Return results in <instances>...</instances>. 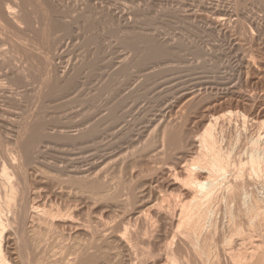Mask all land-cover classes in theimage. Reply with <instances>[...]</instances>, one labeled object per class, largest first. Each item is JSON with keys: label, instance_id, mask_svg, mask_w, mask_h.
I'll return each mask as SVG.
<instances>
[{"label": "bare ground", "instance_id": "6f19581e", "mask_svg": "<svg viewBox=\"0 0 264 264\" xmlns=\"http://www.w3.org/2000/svg\"><path fill=\"white\" fill-rule=\"evenodd\" d=\"M6 2L0 0V35L6 30L1 21L10 24L8 28L19 27L20 21L28 23L26 27L34 32L30 35L35 36L30 42H17L25 55L37 53L40 57L36 60L42 71H36L42 83L36 96L40 108L18 130L4 137L1 127L6 128L5 122L0 123V264H264V133L262 136L260 131H264V122L260 126L256 121V129V124H249L247 113L230 109L221 116L205 113L196 119V129L191 128L198 116L190 115L200 109L210 112L215 100L206 82L175 83L156 103V109L143 80L151 79L157 65V73L174 69L167 63L181 53L178 55L172 46L152 44L146 28L141 27L144 33H130L140 28L139 19L123 28L126 35L118 43L124 49L119 47L113 68L101 74L96 92L85 100L84 120L68 125L53 117L47 119L46 111L55 107L48 101L73 85L83 64L78 62L81 66L74 65L70 71L57 68L53 48L60 20L56 24L57 17L53 19L51 12H46L47 6L30 12L26 2ZM39 41L46 44V51L36 52ZM26 62L17 68V74L29 81L30 70L40 66L35 65L34 56ZM141 65L145 68L136 70ZM150 100L154 105L147 106ZM61 140L80 141L81 146L73 148L80 152L59 146ZM46 154L54 156L52 162L48 160L51 163L42 160ZM42 161L52 173L40 170L46 167L39 166ZM145 162L150 164L148 169L143 168ZM39 175L40 180L36 178ZM103 202L120 209L115 216L112 212L111 222V217L101 215L104 213L94 215L89 210ZM83 207L89 208L84 217L80 213ZM67 226L83 229L90 238L74 242L62 230ZM111 234L117 241L111 240Z\"/></svg>", "mask_w": 264, "mask_h": 264}, {"label": "rangeland", "instance_id": "374dc122", "mask_svg": "<svg viewBox=\"0 0 264 264\" xmlns=\"http://www.w3.org/2000/svg\"><path fill=\"white\" fill-rule=\"evenodd\" d=\"M6 1H7L6 4L11 5L10 4V2H11L14 5L13 0L12 1L6 0ZM17 1L18 2L23 1L24 4L26 2L27 5L25 4V7L27 8V6H28L29 7L28 10L30 12H34L35 10H41V8H44L47 6L48 9L49 8L50 9L49 10L47 9L46 12L47 11H49V13L51 12L50 15L53 16V19H55L57 17L55 19L56 24L60 20V22L58 23L59 27L57 28L58 32L56 30L55 31L56 34L54 33L55 34L54 36H55L56 41H57V42L55 41L56 43L54 46V48H56V49L53 48V52H54L53 53L54 54L53 60H54V63L56 64L57 68L60 71L68 70V69H69L68 71H70L72 68H74V65L81 66V64H83L77 78L74 80L75 82L74 81H73L74 83L72 82L73 85H71V87L68 88L66 91H63L64 93L65 92L66 93L64 94L61 91L62 93L60 92V94H59L57 92L58 96L55 95L54 96L55 98H53V97L51 99L49 98L51 101L49 100L48 103L50 105H51V103H52V105L54 104L53 107L55 106L58 109H56L55 107H54L55 108L54 109L50 106L52 109L49 107L50 109H48L46 111V114H45V115L49 114L48 116H46L47 119H48V117H50V119L53 117L52 120L56 118L58 121L60 120L61 124H63V123L65 124V122H66V124H68V125L70 123H71L70 125H73L74 123H77L78 121L82 122V120H84V116H83L84 114L83 113H84V111H86V109H87L86 107L88 105V103H86L85 100L90 96V94L96 92V88L98 87V85L100 83L99 80L101 79V74L107 70H109V72L111 71V69L113 68L114 61L116 60L119 52L122 49H124L118 43L121 40V38H124L123 36L125 34L124 33L125 30L123 28L127 27V26H125L127 22H129L131 20L134 21L136 19L137 20L139 19L138 23L141 24V25L139 24L140 28L132 29V30H130L131 31L130 33H132V32L144 33L145 30H142L141 27L146 28V33L148 34L147 35L148 39H149V37H152L149 39L150 41L152 39V41H151L152 44L153 43H156V44L160 43L162 46H169V47L172 46L171 48H173L174 51L177 49L176 52L178 53V55L180 53L182 54V56H181V54L179 55L180 58L178 56L174 57V60H175L174 62L171 61V63L170 62L167 63L168 66H172V68L175 66V68H174L175 70L171 69L169 67V70L157 73V70H159V69H157V67H158V65H157V67L155 66L153 68L154 70L156 69L155 72H153L154 75H151V77H150L151 79H153V81L149 78H148L149 81H148V79H145V81L143 80L144 85H146L148 83L147 84L148 87H147V85L146 86L143 85V86L146 87L145 89H149V91H148L149 96L151 98H153L154 101H156L155 105H156V103L158 104V102L166 96V92L168 93V91H167L168 88L172 87L175 83H179L180 81L181 82L184 81L185 83L188 82L189 84H191L190 82H192V81H193V83L194 82H202V83L206 82L205 87L206 86L208 87V92L210 94H212V96H213V98H215V100L212 104H210V106L212 107L210 112H208L206 110L204 111V109L203 110L200 109V110H197V113H196L197 115L194 113H192L190 115V116L193 115L196 117L198 116L194 120L195 124L192 123V125H190L191 128L196 129L195 128V127H197L196 121L199 120V117L204 116L205 113L206 114L209 113V115L214 114V116L219 114L218 116H221L222 114L227 113L230 109L235 110V111H237L239 109L240 111L247 113V115H249V118H250V122H249L250 125L252 123L254 125V124H256V121L257 122L259 121L260 126H261V123L264 122V13H263L264 12V0H148V1L147 0H37V1L36 0H34V1L29 0L30 5L28 3L29 2L28 0H20V1L17 0ZM39 1L44 2V3H42L43 7L41 6L42 4ZM144 1H145V3H144ZM199 2H200V4H199ZM46 3H48V4H46ZM32 4L34 7L31 6ZM38 5L41 7H39ZM46 8H44V9H46ZM81 9H83V10H81ZM52 10H54V11H52ZM55 10H56V12H55ZM57 10H58V12H57ZM80 11H82L83 14H80ZM103 11H105V13ZM138 12H140V13H138ZM60 13L61 14L63 13V14L61 15ZM70 13L72 14V18H71ZM102 13H103V15H102ZM207 13H208V15H207ZM84 14H85V16H84ZM219 15H221L223 17V19ZM75 16H76V18L78 17V19H76ZM217 16L220 17V18L218 17L220 20L217 21V23H216L215 18ZM134 17H135V19H134ZM241 18H243V19H241ZM245 19H246V21H245ZM69 21H71V23ZM81 21H84V22H81ZM119 21H120V23H119ZM140 21L141 22L143 21L144 23L143 22L141 23ZM160 21H162V22H160ZM1 23L5 25L6 30L4 29L5 31H3V33L0 35V123L3 124L5 122L3 125H5L6 128L1 127L2 130L4 129L2 131L4 137L5 136L10 137L11 134L13 133V130H16V129L18 130L20 125H22V123H24L30 117L31 113L35 112L37 109L40 108V104H39L40 100L36 96H37V92L39 91L38 85H41V83H42L41 82L42 80L40 79L41 75L39 73L40 69L42 71V68L39 65V61H38L39 60L38 58H40V57L38 56L37 53H35V54H32V56H34V60L36 62L35 65L38 64L40 67L35 68V66H33L35 70L34 69L30 70V74H32L31 75L32 77L28 78L29 81L28 80L24 81L26 79L21 78L20 75L17 74V70H18L17 68H19V67L21 68L22 66L27 65V62H26L27 58L32 59V56L29 55L28 53L27 54L29 56L27 54H26L27 56L25 55L24 49H22V47L19 46L20 44L17 41L22 42L21 40H23L24 42H26V41L30 42V40L32 38L31 36L34 35V34H32V35H30V34L34 33V32H31L29 27H26V26H28L27 25L28 23H26V22L24 23V21H23V23H22V21L18 22L19 27H16V26L11 27L10 26L9 28H8V26L10 24H6L5 22H2V21H1ZM66 23H67V25H70V26H67V25L65 26ZM72 23H74V24H72ZM96 23H98V24H96ZM186 24H188V25H186ZM149 25H150V27H148ZM88 26H90V27H88ZM118 26H120V27H118ZM137 26H138V24H137ZM100 27L105 28V30L101 29ZM18 28H20V29H18ZM26 28H28V29H26ZM89 28L91 30H89ZM194 29H196V30H194ZM17 30H19L21 32H19ZM66 30H68V31L66 32ZM69 30H70V32H69ZM26 31H27V33H26ZM29 31H30V33H29ZM93 31H94V33H93ZM99 31H102L103 33L99 32ZM120 31H121V33H120ZM71 33H73V34H71ZM149 33H150V35H149ZM137 34H139V33H137ZM89 36H90V38H89ZM156 36H158V37H156ZM83 37H84V39H83ZM97 37L99 40L97 39ZM192 37H193V39H192ZM62 38H64V39H62ZM154 38H156V39H154ZM175 38H177V39H175ZM171 39H172V41H171ZM175 40H176V43H175ZM44 44H42V42L40 44V41L38 43H36V47H37V49H39V51L36 50V52L46 51V44L45 45ZM173 45L175 46V48ZM14 46H16V47H14ZM12 47H14L15 49ZM119 47H120V51H119ZM11 48H12V50H11ZM42 49H45V50H42ZM103 49H105V50H103ZM10 50H11V52H10ZM13 50H15V51H13ZM56 50H57V52H55ZM182 51L183 52L185 51L186 53L185 52L183 53ZM23 52H24V54H23ZM109 53H111V55ZM195 54H196V56H195ZM84 55L86 57H84ZM22 56H23V58H22ZM203 56H205V57H203ZM198 57H200V58H198ZM178 58L180 60L184 58L185 60L183 59L182 61H180ZM36 59H38V60H36ZM88 60H89V62H88ZM171 60H173V59H171ZM200 60H201V62H200ZM21 61H23V62H21ZM78 62H80L81 64ZM97 63H99V64H97ZM91 64H93V65H91ZM167 64H164V65H167ZM244 65H246L247 67ZM141 66H138V68H136V70L141 71L145 68V66H143V65H141ZM139 67H141V68H139ZM176 67L183 68V69L177 70ZM36 69L39 72L36 71ZM214 69L215 70L217 69L216 72ZM181 71H182V73H181ZM36 72L39 74V77H38V74ZM89 73H91V74H89ZM41 74H42V72H41ZM157 74H159V75H157ZM85 75H86V77H85ZM34 76H35V78H34ZM84 77H85V79H84ZM162 77H164V78H162ZM13 78H15V79H13ZM20 78H21V80H20ZM35 79L37 80V82ZM96 79H98V80H96ZM156 79H158L159 81ZM161 79H163V80H161ZM17 80H19V81H17ZM161 81H163V82H161ZM245 87H247V88H245ZM40 88H41V86H40ZM150 88H152L153 90L152 89L150 90ZM222 89H223V91H222ZM80 90H81L82 94H81ZM159 90L162 92H160ZM33 91H34V93H33ZM152 91H153V93H152ZM19 94H20V96H19ZM29 95H31V96H29ZM64 95H65V97H64ZM13 96L15 97V99ZM234 97H236V98H234ZM70 99H72V100H70ZM80 99H82V101ZM153 100H150V104L148 103L147 106H149V105L152 106V104L154 105ZM184 100L185 99H183L182 101L184 102ZM31 101H32V103H31ZM34 101H35V103H34ZM69 101H73L74 103L73 102L71 103ZM182 101H181V103L176 104L177 106L174 108V112L177 110L179 104H182ZM56 102H57V105H56ZM59 103H60V105H59ZM153 108L155 109V106ZM156 109H157V105H156ZM220 109H222V110H220ZM52 110H53V113H52ZM68 110H71V111H68ZM69 112H71V113H69ZM64 113H65V115H64ZM21 114H22V116H21ZM73 121H74V123H73ZM60 122H59V124H60ZM257 126L259 127L258 123L256 125H254V127L256 129H258ZM11 131H12V133H11ZM260 131H261V135L263 136V133H264L263 129H260ZM61 141L64 143L66 141V143L64 144L60 141H59L60 143L58 142L59 144L57 142L56 143L59 146L64 145L63 147L71 148V149H73L75 146H76L75 149H78L77 147L81 144L79 140L78 141L80 144L78 142H76L77 140L74 143H73V141H70V142L68 141V143H67V140H65V141L61 140ZM71 142H72V144H71ZM66 144H68V145H66ZM75 149H73V150H75ZM75 151H77L78 153L80 152V150H75ZM52 154H53V152H52ZM47 155L49 157H47ZM44 157L42 158V160L45 161L47 164H48V162L51 163L52 160H54V159H51L54 157L51 154H46V156L44 155ZM49 159H51L50 160L51 162L48 161ZM43 161H42V164L39 163V164H41L39 166L42 167L43 165L46 164ZM47 164H46V167L44 166L40 170L43 169L44 172L46 171L47 173H48V171H51L52 169L49 168L50 166L47 167ZM144 164H146V162ZM144 166H146V167H144ZM144 166H143L144 169H148L150 164L147 162V164ZM52 171H51V173H52ZM39 176L36 178H39V180H40L41 175H39ZM37 181H38V179H37ZM38 185L39 184L36 183V186H38ZM98 204L95 207H90L91 209H89L88 207L87 208L83 207L80 210V213L83 212L81 216H83V215L85 216L89 210H91L94 213V215H97L98 213H99V215L101 213H104L105 215L104 214H101V215H103L107 219H109V217H111V216L113 217V215L115 216L119 213L118 211L120 209L117 210L115 207H108L107 205H105L106 203H104V202L98 203ZM105 206H107L108 208H106ZM113 208H115V210H113ZM112 212H113V215H112ZM115 212H117V213L115 214ZM112 217L109 219L110 220L109 222H111ZM63 228H66V229H63ZM75 229L76 228H74V227L68 228V226L62 227L63 232L67 236L72 237L74 242H76V241L84 242L88 238H90V237L86 236L87 233H85L83 231V229H76V230ZM70 230H71V232H70ZM111 235H110L111 237L109 236L111 238V240L114 241V239H115L117 241V238L114 237L113 234H111ZM73 240L70 242H73ZM115 244H117V243H115Z\"/></svg>", "mask_w": 264, "mask_h": 264}]
</instances>
